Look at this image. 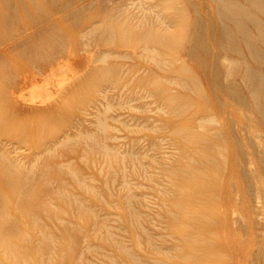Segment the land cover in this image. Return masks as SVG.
<instances>
[{
    "label": "rangeland",
    "instance_id": "obj_1",
    "mask_svg": "<svg viewBox=\"0 0 264 264\" xmlns=\"http://www.w3.org/2000/svg\"><path fill=\"white\" fill-rule=\"evenodd\" d=\"M40 1V11L30 14L28 33L33 48L24 54L15 52L23 64L12 72L11 79L17 80L13 94L4 96L3 106L0 104V264H140L120 244L144 256L147 264H177L181 260L170 250L171 234L174 225L182 230L185 224L170 221L174 206L167 192L176 187L172 177L178 170L173 164L185 166L178 155L190 151V144L185 142L181 151L176 136L187 118L172 117L169 99L187 94L189 98L174 101L190 99L192 111H199L205 124L214 116L223 121L213 84L205 77V59L194 62L180 49L186 37L212 29L189 8L190 0ZM202 2L197 5L202 13L208 2L214 3ZM87 3L91 9L108 5L105 21L99 24L106 27L112 26L118 14L109 11L118 6L135 12L129 22L123 16L118 25L135 26L145 23L146 5L157 12L180 8L174 24L156 27L164 40L174 42L161 44L157 52L141 41L103 43L88 31H80L86 19L80 13ZM57 19H61L58 28L80 31L81 42L67 41L52 61L54 41L61 40L60 34L50 35ZM150 25L152 21L144 26ZM41 39L47 43L38 45ZM152 53L159 54L160 62ZM197 75L196 87L190 77ZM8 86L9 82L0 81V87ZM25 103H38L39 107L23 110ZM242 119L249 122L246 116ZM220 125H209L214 127L208 131L215 132ZM63 135L69 139L54 143ZM103 137L106 146L115 151L110 158L94 143ZM5 157L18 171L6 172ZM218 160L219 166L208 168L209 172L225 173L218 180L221 187L216 186L223 191L212 204V214L224 218L235 208L237 198L225 197V185L232 182L226 177L231 160L226 165L222 156ZM252 169L256 178L263 176L262 165L256 161ZM30 170L39 172L31 175ZM257 179L259 185L264 182L263 177ZM74 199L84 207H77ZM223 225L225 231L228 227ZM6 226L14 228L3 231ZM216 237L221 242L232 240L219 229ZM48 239L55 244L50 248L53 253L47 252ZM154 244L159 245L157 249ZM224 259L230 257H212L206 264H222Z\"/></svg>",
    "mask_w": 264,
    "mask_h": 264
},
{
    "label": "bare ground",
    "instance_id": "obj_2",
    "mask_svg": "<svg viewBox=\"0 0 264 264\" xmlns=\"http://www.w3.org/2000/svg\"><path fill=\"white\" fill-rule=\"evenodd\" d=\"M212 1L214 3L208 2V9L206 8L205 13H202L197 5L201 6L204 2L190 0L189 8L194 9V12L197 11L203 19V24L212 31L191 34L188 40L186 37L181 43L180 49L194 62H199L198 60H201L199 57L205 59L208 69V71L205 69V77L213 84L223 121L215 119L213 115L214 117L209 118L208 121L209 125L215 127H210L205 124L206 120L200 116L199 111H192L193 103L190 99L181 103L174 101L178 97L189 98L187 94L171 95L169 99L172 103V117L187 118L179 127L180 131L176 136L181 151L184 152L185 142L189 141L190 144V151L178 155L186 162L185 166H179V162L173 164L177 168L174 170H178L172 177L176 187L167 192L173 198L174 206L170 212V221L173 224H185L182 230L173 226L170 250H173L176 258L182 261H178L177 264H190L189 262L195 258L199 260L198 264H206L209 258L215 259L219 256L230 257L224 259L222 264H264V182L259 185L257 179L264 178V174L256 178L252 169V164L256 161L262 165L264 171V0ZM40 2V0L33 3L30 0H0V81L10 83L8 87H0L2 106L4 96L13 94L17 84V80L11 79L12 72L15 67L23 64L16 59L15 52L20 51L24 54L33 48L30 46L32 38L28 33L30 14L33 10H39ZM107 6L102 5L93 9L89 3L82 6L85 10L80 16L86 19L82 21L83 28L80 31H88L89 35H94L103 43L141 41L155 52L161 44L174 42L164 40L162 30L158 31L156 27L161 25L163 29L174 24L177 16L175 12L180 11V8L176 7L173 10L166 8L157 12L155 7L146 5L143 12L146 16L145 23L135 26L131 23L118 25L121 19L123 20V16L129 22L135 13L128 7L118 6L109 11V13L118 11V14L113 18L112 26L106 27L99 24L105 21L103 16L107 14ZM53 11L48 13L42 11V13L51 15ZM147 21H152L153 26H144ZM54 23L55 26L50 27L52 29L50 35L60 34L61 40L54 41L56 49L54 54L50 55L52 61L56 58L55 53L66 48L67 41L81 42L78 37L80 31L71 27L58 28L61 19H57ZM115 30L117 33L113 34ZM51 40L52 37L47 41L48 44ZM47 42L41 39L37 43L40 45ZM152 56L160 62L159 54L152 53ZM227 61L229 64L226 63ZM39 66L42 67V64ZM179 69L185 70V68ZM212 72L216 75L211 74ZM190 78L197 87L199 76ZM183 80L185 81V78ZM195 90L199 89L195 88ZM26 107L38 108L39 104L25 103L21 109L24 110ZM245 116L249 122L240 120ZM219 124L223 126L220 125L221 128L215 132L208 131L209 128H216ZM64 136L55 139L54 143L64 140ZM67 139L69 136L65 140ZM94 143L109 158L115 153L106 146L104 137L94 139ZM219 156L224 158L225 165L231 160L228 164L230 173L226 177L232 182L225 185L227 193L225 197L237 198L235 208L229 212L228 217L224 218L220 214L213 216L212 212H215V209L212 208V204L220 198L219 194L223 191V187L216 189V186L221 187L218 180H223L225 173L209 172L208 169L221 163L218 160ZM6 158L3 160L6 172L12 174L18 171L12 166V161ZM27 172L35 175L39 170ZM237 178L242 179L240 184L235 182ZM21 180L27 182L28 179L21 177ZM74 201L77 207H84L83 203L78 202L79 200L74 199ZM223 224L230 230L226 228L224 231ZM13 228L6 226L3 231ZM217 229L224 235H230L232 240L217 241ZM149 243L151 244L152 241ZM53 245H55L53 239H48L47 252L53 253L54 249H50ZM120 245V248L134 261L147 264L144 256L140 257L132 253L129 247ZM152 246L157 249L159 245ZM15 251L19 249L15 248ZM42 260L44 261V258Z\"/></svg>",
    "mask_w": 264,
    "mask_h": 264
}]
</instances>
